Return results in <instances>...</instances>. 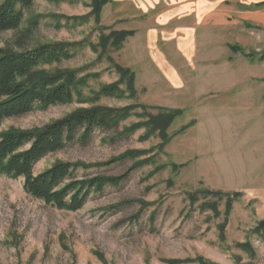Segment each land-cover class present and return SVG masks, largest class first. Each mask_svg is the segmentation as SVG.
I'll use <instances>...</instances> for the list:
<instances>
[{"label": "rangeland", "instance_id": "rangeland-1", "mask_svg": "<svg viewBox=\"0 0 264 264\" xmlns=\"http://www.w3.org/2000/svg\"><path fill=\"white\" fill-rule=\"evenodd\" d=\"M111 0L97 19L92 0H36L18 30L0 34V48L26 52L75 44L69 61L47 72L72 71L86 84L71 103L0 123L32 130L79 110L129 108L118 128L96 131L89 144L48 155L57 162L101 165L79 176L120 177L81 211L34 199L23 179L0 174V264H264V32L222 27L185 34L166 16V0ZM154 30V33H150ZM133 33L120 46L101 39ZM135 75L134 94L99 96ZM176 115L165 133L145 126Z\"/></svg>", "mask_w": 264, "mask_h": 264}, {"label": "trees", "instance_id": "trees-1", "mask_svg": "<svg viewBox=\"0 0 264 264\" xmlns=\"http://www.w3.org/2000/svg\"><path fill=\"white\" fill-rule=\"evenodd\" d=\"M36 0H0V34L18 30L24 11L30 9ZM111 0H92L93 14L98 19L105 5ZM263 7V4L258 5ZM133 33H114L101 39L103 49L112 42L120 46ZM75 44H47L26 52H14L0 48V123L21 118L37 110L66 105L86 84L75 72H47L41 68L58 64L73 58ZM236 53H242L253 64L264 61V55L245 54L239 46ZM121 82L104 87L99 96L121 97V85H126L134 94L135 75L129 69L118 68ZM131 109L115 110L91 108L79 110L61 120L42 128L20 130L11 128L0 132V174L12 179L24 180V191L30 197L43 201L57 210L81 211L94 194H101L107 187H118L131 172L120 177L106 175L79 176V170L101 169L119 163L114 160L101 165L57 162L44 172L35 175V166L48 155L63 151L72 145H87L94 133H108L118 128L130 116ZM176 115L162 114L153 117L145 126L151 131L165 133ZM264 230V223L260 226Z\"/></svg>", "mask_w": 264, "mask_h": 264}, {"label": "crops", "instance_id": "crops-1", "mask_svg": "<svg viewBox=\"0 0 264 264\" xmlns=\"http://www.w3.org/2000/svg\"><path fill=\"white\" fill-rule=\"evenodd\" d=\"M142 3L141 0H139ZM166 16L181 29L177 33L205 34L216 33L219 28L240 26L257 28L264 32V0H166ZM140 4V10L146 12L156 7ZM154 33V30H150Z\"/></svg>", "mask_w": 264, "mask_h": 264}]
</instances>
